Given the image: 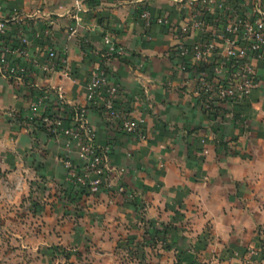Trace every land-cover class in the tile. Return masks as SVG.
Masks as SVG:
<instances>
[{"label":"crops","instance_id":"crops-1","mask_svg":"<svg viewBox=\"0 0 264 264\" xmlns=\"http://www.w3.org/2000/svg\"><path fill=\"white\" fill-rule=\"evenodd\" d=\"M192 1L0 0V18L11 20L5 44L17 47L13 36L23 23L31 41L26 56H7L17 73L0 71V198L7 177L17 174L21 189L25 173L67 184L63 159L73 152L62 136L27 118L29 105L47 90L61 93L69 107L88 106L89 74L101 66L119 87L118 105L142 121L146 134L139 140L116 131L87 107L97 143L113 141L110 161L124 169L121 183L132 192L116 212L137 221L130 228L143 231L144 244L155 246L150 235L156 229L163 251L173 249L177 264H245L251 249L257 251L252 260L264 264V62L256 63L259 86L244 102L207 112L198 103L193 71L179 67V38L140 16L148 10L152 18L181 23ZM238 2L250 13L252 0ZM106 35L123 54H107ZM50 46L65 63L45 72ZM139 197L146 200L143 209L135 203ZM187 219L193 239L183 237ZM168 234L171 241L163 239Z\"/></svg>","mask_w":264,"mask_h":264},{"label":"built area","instance_id":"built-area-1","mask_svg":"<svg viewBox=\"0 0 264 264\" xmlns=\"http://www.w3.org/2000/svg\"><path fill=\"white\" fill-rule=\"evenodd\" d=\"M192 3L194 8L184 15L181 23L173 24L163 16L152 18L148 10H143L140 16L148 26L154 22L168 27L179 38L174 46L181 60L179 67L193 71L201 109L211 112L217 104H240L259 86L256 63L264 62V0H252L250 13L244 12L238 0ZM18 16L14 11L12 19ZM10 21L0 18V71L11 76L18 72V67L11 65L8 54L26 56L31 41L30 27L23 23L13 36L17 47L5 44ZM103 42L107 54H123L108 35ZM59 63L64 64V58L54 47H48L42 69L56 70ZM120 97L118 85L103 67L97 66L90 71L86 85L88 106L69 107L61 93L53 95L47 90L41 91L29 105L27 118L39 120L50 135L62 136L66 149L73 152L63 159V165L67 185L77 187L79 193L97 195L106 191L132 197V192L121 183L124 169L110 161L113 141L99 145L96 131L87 119L88 108L96 110L114 130L144 140L142 121L118 105ZM256 254V249L248 251L246 264H257L252 260Z\"/></svg>","mask_w":264,"mask_h":264},{"label":"rangeland","instance_id":"rangeland-1","mask_svg":"<svg viewBox=\"0 0 264 264\" xmlns=\"http://www.w3.org/2000/svg\"><path fill=\"white\" fill-rule=\"evenodd\" d=\"M22 175L24 187L15 185L19 174L9 176L0 198V264H177L173 249L163 251L158 236L150 235L154 247L144 244L143 231L130 228L137 221L116 212L123 194L87 196L74 187L68 195L67 184ZM143 201L135 198L141 209ZM183 224V237L195 238L189 219ZM168 235L163 239L171 241Z\"/></svg>","mask_w":264,"mask_h":264},{"label":"trees","instance_id":"trees-1","mask_svg":"<svg viewBox=\"0 0 264 264\" xmlns=\"http://www.w3.org/2000/svg\"><path fill=\"white\" fill-rule=\"evenodd\" d=\"M30 121H31V120H30ZM31 122H34L33 124H34L37 128L42 129V130H46V129L43 127V125L40 123L39 120H32ZM68 190H73V188H72L71 186H68ZM157 234H158V231H156V229H155V231L153 232V235H151V237L154 238L155 236H158ZM162 234L165 235V233H162ZM163 237H164V236H163Z\"/></svg>","mask_w":264,"mask_h":264}]
</instances>
